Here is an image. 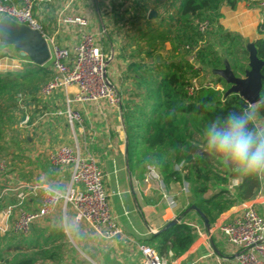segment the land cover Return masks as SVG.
Returning <instances> with one entry per match:
<instances>
[{
    "label": "trees",
    "instance_id": "16d2710c",
    "mask_svg": "<svg viewBox=\"0 0 264 264\" xmlns=\"http://www.w3.org/2000/svg\"><path fill=\"white\" fill-rule=\"evenodd\" d=\"M240 1L251 2L99 1L102 7L105 2L109 4L107 15H111L114 25H121L125 37L122 52L127 70L120 95L129 171L143 179L151 168L155 169L167 189L180 190L184 183L189 184V207L195 206L211 226L233 207L264 194V171L237 170L230 159L210 150L206 140L212 124L222 127L224 117L233 112L246 113L247 131L264 133L254 120L258 118L264 123V83L261 101L253 107L237 94L225 97L227 89L221 91L209 85L194 87V80L223 69L225 61L239 77L233 48L235 37L227 31L216 40L212 27H218L224 6L234 10ZM59 9V3L54 0H40L34 8L48 37L56 31ZM151 11L157 12L152 19ZM204 24L207 26L202 31ZM258 33L261 38L255 45L258 58L264 61V21ZM141 54L146 62L133 61ZM8 57L6 53L0 55V59ZM239 58L245 66L242 49ZM25 60L27 64L22 70L0 72V155L19 157L25 146H32L26 128L41 113V105L46 101L40 96L41 89L54 76L52 64L41 67L28 58ZM216 84L223 86L219 80ZM23 117H28L25 124ZM260 139L257 136L258 143ZM191 213L202 219L195 211L187 213L185 218H190ZM21 237L15 244L6 243L0 249V264H63L72 247L59 228H34ZM196 237L195 227L182 221L145 243L161 258L166 260L172 254L176 259L189 251ZM76 262L68 259L69 264Z\"/></svg>",
    "mask_w": 264,
    "mask_h": 264
},
{
    "label": "crops",
    "instance_id": "0c3cea01",
    "mask_svg": "<svg viewBox=\"0 0 264 264\" xmlns=\"http://www.w3.org/2000/svg\"><path fill=\"white\" fill-rule=\"evenodd\" d=\"M54 1L59 3L60 9L58 10L56 31L50 38L54 39L60 46L71 48L80 43L81 37L86 30H91L97 35L103 52L110 58L107 67L108 78L112 85L122 93V79L127 70V64L123 61L122 52V43L125 37L121 25H114L111 15H107L109 11L107 6L109 4L105 2V7H102L99 5L100 0H92L94 4H90L89 0L86 2H72L71 0ZM85 3L87 10L81 7ZM88 5L90 6L87 7ZM245 5V3L240 1L234 10L224 6L221 9L223 17L218 22V27L216 28V31H218V28L222 30L219 36L228 31L235 37L233 48L237 62V71L239 69L244 74L248 70L247 67H249V54L246 45L248 42L255 43L261 38L258 33V27L264 21L263 10L248 8ZM62 11H65L64 15L68 18L78 16L73 15L74 12L79 14V16L88 17L90 27L83 29L64 24L60 15ZM88 14L89 16H87ZM59 33L60 35L61 33H65L66 37L58 38ZM219 36L218 39L220 38ZM103 42L106 43V46ZM240 49L245 52V66L239 58ZM133 61L146 62L147 59L145 55L141 54L135 56ZM239 77L241 76L239 75ZM205 79L203 77V79L197 80L200 83L199 87L207 85L205 83L207 81H204ZM76 91L75 88L70 89V96L72 97V94L74 95ZM65 100L66 95L63 92L56 93L46 99L44 106L41 105L43 108L41 113L26 128L27 131L35 135V138H33V135H30L29 140H33L30 147L36 149V151H34L32 156H29L33 164H38L35 168L44 177L40 185L52 189L56 188L57 191L59 190L64 193L67 191L70 185V170L55 168L48 159V153L61 145L73 147L77 145L80 151L85 156L93 158L103 171L111 212L117 225L123 232V238H119L116 242L106 241L95 235L88 226L75 225L74 220H72L70 227L67 221V214L70 208H67L65 215L62 204L58 205L53 213L45 218L50 220L48 227L61 229L66 234L67 240L69 238L71 243L95 264H142V255L138 249L140 245H146V240L150 239L153 235L161 233L169 223L177 221V224H179L182 221H187L197 231L196 241L189 251L181 257L173 259V255L170 254L166 259L167 264H237L235 258L236 250L231 246L218 226L228 222L234 211L242 205L235 206L220 216L215 225L211 226L214 227L213 236L208 238L205 236L207 229L202 219L194 215L195 213H191L190 218H185L187 210L190 207L189 193H184L183 188L180 190L173 187L167 189L166 185L161 187L156 180L146 183L145 179L148 173L143 179H140L136 175H131L127 161V139L121 108L114 107L107 101H102L98 104L75 103L72 107L82 114L84 121L82 125H76L74 128H71L65 115L67 109ZM27 120L28 117L22 123L25 124ZM41 144L43 149H38ZM41 153H44L46 156L50 170V179H47L41 170L39 161ZM0 156H5V154H1ZM24 182L35 184L29 180ZM0 187H6L4 180L1 178ZM4 189L0 191V196L3 194ZM164 195L173 197L176 201V207L171 208L167 200L164 199ZM263 196L264 194L246 204L255 205V208L264 217V213L258 209V207H264ZM14 205H16V199ZM33 205H35V208L31 210ZM40 205L41 196L38 200L32 198L27 202L25 207L29 212H36L40 208ZM58 213L61 219H63L65 228L56 224ZM72 216L74 217L73 212ZM38 226L37 223L34 224L30 232H33L34 228H38Z\"/></svg>",
    "mask_w": 264,
    "mask_h": 264
},
{
    "label": "built area",
    "instance_id": "2783aa9c",
    "mask_svg": "<svg viewBox=\"0 0 264 264\" xmlns=\"http://www.w3.org/2000/svg\"><path fill=\"white\" fill-rule=\"evenodd\" d=\"M72 2H86L87 0H71ZM128 1V0H121ZM40 0H0V18L10 17L20 24L38 30L46 39L51 52V64L54 76L40 92L43 99H48L56 93L66 95L65 115L71 128L83 124V116L73 109L72 105L98 104L107 101L114 107L121 108V95L112 85L107 75L110 62L99 39L91 30H86L79 44L68 48L58 45L54 39L48 37L43 27L37 20L34 8ZM257 8L264 11V0H251ZM64 24L79 28L90 27V20L86 16L63 18ZM207 24L201 26L204 31ZM194 80V87L200 88ZM206 86V85H203ZM211 86V85H209ZM212 87V86H211ZM77 91L72 97L70 89ZM50 163L59 170H70V185L62 194L59 191L41 185L19 182L16 186H6L0 200L8 193H14L16 205L9 210L16 211L14 232L26 235L30 227L40 220L49 217L58 205L64 206L74 214L73 220L77 226H88L92 232L109 242H116L123 238V232L117 225L109 203V195L105 188V176L98 163L91 157L85 156L76 145H61L48 153ZM5 161L0 159V174H5L7 169ZM152 180L159 182L164 187L156 170L150 169L145 179L146 183ZM183 192L189 193V184L184 183ZM41 196V205L36 212L26 210V204L33 197ZM171 208L176 207L173 197L164 195ZM231 246L236 250L237 264H264V217L255 208V205L244 204L238 207L228 222L218 226ZM214 227L206 231L205 236H213ZM142 255V264H167L157 251L147 245L138 247Z\"/></svg>",
    "mask_w": 264,
    "mask_h": 264
},
{
    "label": "rangeland",
    "instance_id": "374dc122",
    "mask_svg": "<svg viewBox=\"0 0 264 264\" xmlns=\"http://www.w3.org/2000/svg\"><path fill=\"white\" fill-rule=\"evenodd\" d=\"M88 2H90V4H94V1H92V0H89ZM242 2L246 4L245 7L252 8V9H258L257 5L255 3L248 2V1H242ZM89 6L90 5H88L87 7H89ZM81 7L86 9V3L82 4ZM93 7L95 8L94 5H93ZM75 10H77V9H75ZM73 15L79 16V14H77L76 12H74ZM65 16L66 15H64L63 18H67ZM87 16H89V14ZM67 25L70 26L69 24H67ZM216 28H217V26L212 27V34L214 36H216V38H217L216 40H218V36L222 33V30L220 28H218V31H216ZM57 37L58 38L59 37L64 38V37H66V34L61 33V35H60V33H59ZM219 37H221V36H219ZM58 43H60V42H58ZM103 43L106 46V43L105 42H103ZM104 49H105V47H104ZM4 53L8 54L9 57L0 59V72L1 73L15 72L17 70H22L26 66V64H27V60H25L26 58L21 57L13 49V47H10L7 45L0 47V55L4 54ZM163 54L165 55L166 53H163ZM50 64H51V62L48 63V66H50ZM247 68L249 69V67H247ZM238 74L241 77H244V73H242V71L239 69H238ZM205 78L206 79L204 81H207L205 83L207 85H211L215 89L223 91V90H226L229 88V86L226 84V82L218 76H213L212 74L209 73V74H206ZM200 79H203V76ZM218 80L223 83V86L219 85L221 88H219V86H216L217 85L216 81H218ZM196 84L199 85L200 83L196 82ZM121 88H122V86H121ZM119 93H120V91H119ZM254 120H255L258 128L260 129V131L264 132L263 121L258 120V118H254ZM25 134H27L28 136L33 135L32 132H30V131H26ZM33 138H35V135H33ZM39 139H40V137H39ZM38 149H43L42 144H41V146L38 147ZM34 151H36V149H33L30 146H25V151L23 153L24 156L17 157L15 155L14 156L8 155L7 153L5 154V156H0V159L2 161H5V163L7 164V167H8L7 168L8 171L5 174H0V178L4 180L6 186H10L12 188V187L16 186L19 182H24L27 180L34 182L37 185H40L43 182V179H44L43 175H40L41 173L39 174V172L35 168V166H37L38 164L37 165L35 163L33 164L32 163L33 161L31 159V157L29 156V155L32 156ZM39 161L41 164V165L40 164L39 165L41 167L43 174L45 175V177L47 179H50L49 178L50 170H49L47 159H46V156L44 153L40 154ZM3 186H4V183H3ZM4 188L5 187H3V188L0 187V191L3 190ZM59 192H61V191H59ZM61 193L63 194L64 192H61ZM38 198L40 199V195H38L37 197H33V199H35V200H38ZM14 204H15L14 193H8V195L5 196L2 201H0V249L3 248L6 243L15 244V242L22 239V237H21L22 234H16L14 232L16 212H15V209L9 210V207L14 205ZM34 208H35V205L32 206L31 210H34ZM258 209H259V211L264 213V207H258ZM72 220H73L72 211H71V209H69L68 214H67V221H68L70 227H71ZM56 221H57L56 224L65 228L64 223H63V219H61L59 213L56 216ZM49 223H50L49 219L40 220L37 222V224L39 225L38 228L43 230L44 228H47L50 225ZM17 235H19V236H17ZM68 241L70 242V246H72V247H71V249H69V251L67 253V258H66L67 261L64 262L63 264H69L68 259H70V258L72 260L73 259L76 260L77 261L76 264L77 263L78 264H95L92 260H89L87 258V256H85L81 252L80 249L76 248L73 245V243H71V240L69 238H68ZM65 253L66 252L64 251V254Z\"/></svg>",
    "mask_w": 264,
    "mask_h": 264
},
{
    "label": "water",
    "instance_id": "95a60500",
    "mask_svg": "<svg viewBox=\"0 0 264 264\" xmlns=\"http://www.w3.org/2000/svg\"><path fill=\"white\" fill-rule=\"evenodd\" d=\"M157 16L156 11H151L149 18ZM0 44L13 47V49L23 58H28L31 63L37 66H45L51 61L50 47L47 39L38 31L20 24L10 17L0 18ZM247 52L249 54V69L246 70L244 77H237L233 73L229 63L225 61V66L220 70H213L211 74L218 76L229 86L225 97L232 94L239 95L250 107L256 106L261 101V92L263 89L264 76L262 69L264 61L258 58L255 43H247ZM160 61V57L156 58ZM26 117L22 118L25 121ZM195 211L200 214L207 230L211 225L209 221L199 212L195 206H191L188 212ZM177 221L169 223L163 230L167 231L177 225ZM30 227V230H32ZM161 232V233H162Z\"/></svg>",
    "mask_w": 264,
    "mask_h": 264
},
{
    "label": "clouds",
    "instance_id": "9594fccd",
    "mask_svg": "<svg viewBox=\"0 0 264 264\" xmlns=\"http://www.w3.org/2000/svg\"><path fill=\"white\" fill-rule=\"evenodd\" d=\"M246 113H230L224 117L223 126L213 123L206 140L210 150L230 159L237 170L264 171V133L253 134L246 130ZM257 136L261 139L257 142Z\"/></svg>",
    "mask_w": 264,
    "mask_h": 264
}]
</instances>
